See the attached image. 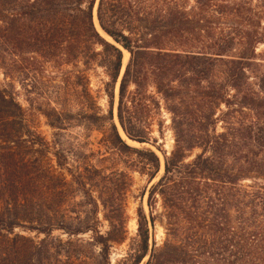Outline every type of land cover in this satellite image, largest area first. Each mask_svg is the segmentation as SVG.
Listing matches in <instances>:
<instances>
[{
  "label": "trees",
  "instance_id": "trees-1",
  "mask_svg": "<svg viewBox=\"0 0 264 264\" xmlns=\"http://www.w3.org/2000/svg\"><path fill=\"white\" fill-rule=\"evenodd\" d=\"M96 7L101 29L116 44L96 27ZM21 37L42 58L80 60L110 79L108 114L82 87L86 126L107 130L102 156H135L132 170L151 184L150 212L139 209L124 264H264V0H0V69L7 79L13 77ZM120 47L130 54L124 74ZM119 81V124L143 147L131 146L115 122ZM150 86L167 102L176 138L169 156L158 146L164 171L157 182L161 158L144 146L158 143L150 119L160 105L149 95ZM11 88L0 86V264H13L18 256L30 260L37 250L33 257L49 262L47 243L57 230L69 237L90 234L108 256L113 244L127 242V228L116 226L122 217L105 216L107 233L100 231L98 212L85 219L61 215V225H24L18 212L29 202L31 187L45 188L38 175L55 179L50 190L63 195L68 184L60 171L71 169L61 144L55 143L50 163L47 144L28 140L35 133ZM43 115L58 131L74 117L57 108ZM93 178H101L100 172ZM76 179L98 206L86 178ZM160 218L166 230L162 245L155 233ZM17 229L46 238L37 244Z\"/></svg>",
  "mask_w": 264,
  "mask_h": 264
},
{
  "label": "rangeland",
  "instance_id": "rangeland-1",
  "mask_svg": "<svg viewBox=\"0 0 264 264\" xmlns=\"http://www.w3.org/2000/svg\"><path fill=\"white\" fill-rule=\"evenodd\" d=\"M101 34L103 35L102 32ZM103 36L112 42L111 38ZM18 40L20 45L15 49L17 58L15 57L13 77L7 79L5 71L0 69V86L6 87L11 84V89L18 101L27 111L28 123L35 134L33 138L26 137V139L45 142L47 144L45 151L50 163L54 160L55 143L61 144V148L68 158L66 167L71 169V172L60 171L68 184L63 195L50 190L55 185L54 183H57L55 179L51 176L44 179V176L38 175L41 182L45 184V188L31 187L33 190L29 193V202L18 214L23 218L25 226L42 227L50 223L61 225V219H58L61 215L85 219L86 215L91 216L93 212H98L99 228L103 233H107L111 229V224L105 216H118L119 219L122 217V223H117L116 226L127 228V242L113 244L108 256L104 257L101 249L92 243L90 234L69 237L64 232L57 230L47 243L50 246L48 249L52 253V260L44 262V264H124L132 250V240L137 235L139 209L143 208L147 214L150 212L148 190L151 184L147 177H142L138 172L132 170L131 165L136 162L135 156H126L119 152L102 156L101 154H104L105 150L103 140L106 135L104 132L107 130L97 131L86 126L83 115L89 110L84 108L81 100L82 87L89 89L104 114H108L111 101L106 92V84L110 82V79L102 68L94 66L88 70L80 60L61 59L57 63L49 61L32 53V49L25 46V40L22 37ZM259 51L264 52V46H261ZM33 57L36 60H33ZM129 60L130 56L125 61L124 51L126 66ZM80 76L86 77L87 80L82 83L79 80ZM119 90L120 81L114 86L113 105L115 122L122 134L123 130L118 120ZM134 90L135 86L132 85L130 91ZM149 95L154 96L160 105L150 119L152 137L158 142L157 147L144 145L153 149L161 158L162 172L155 181L157 182L164 171V155L158 146H161L162 151L169 156L175 148L176 138L172 124L173 115L168 110L167 102L157 94L153 86L149 87ZM53 108H57L60 112H72L74 115L64 130H53L43 115L44 111ZM122 136L131 146L143 147L135 142L130 143L125 134ZM96 170L101 175V178L97 180L93 178ZM80 175L86 178V189L92 192L98 206L88 195L84 194L83 187L77 183L76 178ZM90 178L93 180L90 181ZM102 192L105 193L103 200L107 201L106 207L100 199ZM156 212L159 217L162 216L164 210L161 202L158 203ZM74 224H78V221H75ZM16 233L34 240L37 244L46 238L45 235L24 232L20 229H17ZM155 233L156 241L162 245L166 239L165 222L162 218L157 222ZM21 247L19 244L18 250ZM37 251H34L30 260L23 256L15 257L13 264H41L39 258L33 257Z\"/></svg>",
  "mask_w": 264,
  "mask_h": 264
},
{
  "label": "water",
  "instance_id": "water-1",
  "mask_svg": "<svg viewBox=\"0 0 264 264\" xmlns=\"http://www.w3.org/2000/svg\"><path fill=\"white\" fill-rule=\"evenodd\" d=\"M97 7H98V3H97ZM97 7H96V9H95V12H94V18H97V20H98V15H97ZM98 24H99V20H98ZM99 28H100V30L103 32V30L101 29V26H100V24H99ZM104 33V32H103ZM105 34V33H104ZM106 35V34H105ZM106 36H108V35H106ZM109 37V36H108ZM110 38V37H109ZM112 40V42L113 43H115L114 41H113V39H111ZM116 44V43H115ZM121 49H122V47H120ZM123 51H125L124 49H122ZM125 52H127V51H125ZM125 69H126V67H125ZM125 69H123V72H122V74H124V72H125ZM123 134H125L124 132H123ZM129 140V139H128ZM130 141V140H129ZM130 142H132V141H130Z\"/></svg>",
  "mask_w": 264,
  "mask_h": 264
},
{
  "label": "bare ground",
  "instance_id": "bare-ground-1",
  "mask_svg": "<svg viewBox=\"0 0 264 264\" xmlns=\"http://www.w3.org/2000/svg\"><path fill=\"white\" fill-rule=\"evenodd\" d=\"M95 24H96V27L98 28V30L99 31H101L100 30V28H99V24H98V20H97V18H95ZM102 32V31H101ZM103 33V32H102ZM103 35H105L104 33H103ZM129 56H130V54L128 53V52H125V61L129 58ZM126 64H127V62H125L124 63V69H125V66H126ZM122 131V130H121ZM123 132V131H122ZM123 134V133H122ZM124 136V135H123ZM125 137V136H124ZM131 143V142H130ZM136 144V143H135Z\"/></svg>",
  "mask_w": 264,
  "mask_h": 264
}]
</instances>
